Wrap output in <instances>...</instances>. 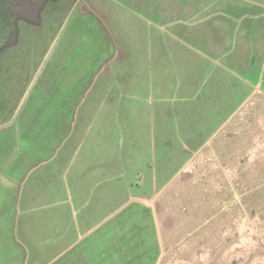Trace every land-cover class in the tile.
<instances>
[{
  "label": "crops",
  "instance_id": "1",
  "mask_svg": "<svg viewBox=\"0 0 264 264\" xmlns=\"http://www.w3.org/2000/svg\"><path fill=\"white\" fill-rule=\"evenodd\" d=\"M223 4H194L168 31L180 36L171 48L184 60L178 71L187 69L158 89L173 92L175 108L161 133L148 135L143 123L142 138L125 146L87 138L90 121L75 119L69 95L51 111L38 97L0 123V264H264V219L255 214L264 207V0ZM80 32L73 27L66 42L82 43ZM146 46L133 43L128 55ZM58 60L64 71L73 62ZM128 65L136 98L157 78L135 73L144 59ZM65 77L75 78L60 72L45 84ZM73 126L81 137H71Z\"/></svg>",
  "mask_w": 264,
  "mask_h": 264
},
{
  "label": "rangeland",
  "instance_id": "2",
  "mask_svg": "<svg viewBox=\"0 0 264 264\" xmlns=\"http://www.w3.org/2000/svg\"><path fill=\"white\" fill-rule=\"evenodd\" d=\"M16 4L19 13L13 24V41L0 54V123L8 121L12 113L20 118L38 97L43 98L42 105L51 111L53 106L66 102L65 97L69 95V109L75 107V119L81 116L90 121L88 128L94 132L87 138L102 139V143L116 139L119 146H125L127 139L133 140V137L141 139L143 123L149 135L155 127L161 133L164 124L174 121L175 115L168 112L175 109L174 94H168L167 86L161 93L158 89L173 81L176 74L186 73L184 64L180 67L182 72L178 71V62L184 60L171 50L180 36L168 34V31H178V15L190 12L194 4L195 9L210 5L211 10H217L224 6L223 0H40L34 3L16 0ZM239 5L235 9H245V3ZM73 27L80 29L82 43H77L81 40L78 36L79 40L73 39L75 43L66 42ZM142 41L148 48L128 55L127 47ZM62 53L73 59L65 71L57 67L61 65L58 58ZM127 58L144 59L145 65L135 66V73H148L157 78L156 83H148L147 92L136 98L141 88L133 83L131 89L135 92L128 93L126 75L128 69L131 71ZM60 72L75 78L65 77V81L60 78L47 87V76L55 78ZM98 92L104 96H91ZM166 97L168 105L164 108L167 110L159 113L157 104H163ZM127 106L133 110L130 117ZM86 108L92 114L76 113ZM50 117L52 114L49 120ZM43 120L42 115L39 121ZM99 126L102 127L99 129ZM76 129L73 126L71 137H81ZM225 133L217 122L214 137H223ZM255 214L264 219V207L255 210Z\"/></svg>",
  "mask_w": 264,
  "mask_h": 264
},
{
  "label": "trees",
  "instance_id": "3",
  "mask_svg": "<svg viewBox=\"0 0 264 264\" xmlns=\"http://www.w3.org/2000/svg\"><path fill=\"white\" fill-rule=\"evenodd\" d=\"M18 11L16 0H0V48L12 38L13 24Z\"/></svg>",
  "mask_w": 264,
  "mask_h": 264
}]
</instances>
